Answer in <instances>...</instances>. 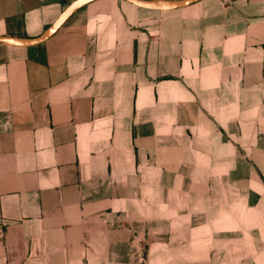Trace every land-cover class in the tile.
Masks as SVG:
<instances>
[{"label":"crops","instance_id":"obj_1","mask_svg":"<svg viewBox=\"0 0 264 264\" xmlns=\"http://www.w3.org/2000/svg\"><path fill=\"white\" fill-rule=\"evenodd\" d=\"M72 1L0 0V37ZM141 12L0 44V264H264V0Z\"/></svg>","mask_w":264,"mask_h":264},{"label":"water","instance_id":"obj_2","mask_svg":"<svg viewBox=\"0 0 264 264\" xmlns=\"http://www.w3.org/2000/svg\"><path fill=\"white\" fill-rule=\"evenodd\" d=\"M93 1L95 0H73L69 5H67V7L63 9V11L59 14V16L55 19V21L40 36L36 38L28 39V40H17L10 37H0V44H5L14 47H29L43 43L47 39H49L75 11H77L83 5ZM115 1L124 2L128 5L143 10L169 12V11L186 8L202 0H164V1L115 0Z\"/></svg>","mask_w":264,"mask_h":264},{"label":"rangeland","instance_id":"obj_3","mask_svg":"<svg viewBox=\"0 0 264 264\" xmlns=\"http://www.w3.org/2000/svg\"><path fill=\"white\" fill-rule=\"evenodd\" d=\"M203 1V0H202ZM201 2V1H200ZM199 3V2H198ZM197 3H195V4H193V5H190V6H188V7H186V8H183V9H178V10H174V11H169V12H161V11H153V12H145L143 9H139V8H136V7H134L135 9H137L139 12H140V10L141 11H143V12H141V13H181V12H184V11H187V10H189V9H191L192 7H194L195 5H196ZM146 11H149V10H146Z\"/></svg>","mask_w":264,"mask_h":264}]
</instances>
